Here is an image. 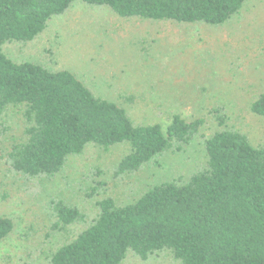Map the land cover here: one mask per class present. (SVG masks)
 Returning a JSON list of instances; mask_svg holds the SVG:
<instances>
[{"label":"trees","instance_id":"obj_1","mask_svg":"<svg viewBox=\"0 0 264 264\" xmlns=\"http://www.w3.org/2000/svg\"><path fill=\"white\" fill-rule=\"evenodd\" d=\"M76 1L124 18L220 26L247 0H0V116L21 108L27 121L23 138L8 152L15 174L53 178L91 144L130 146L120 174L159 165L197 138L206 154L188 178L158 183L133 202L98 200L96 215L50 264H122L129 254L149 262L165 252L179 264H264V142L227 126L222 105L209 111L219 125L209 136L204 116L176 114L166 129L158 122L137 124L126 108L97 95L72 71L17 62L4 53L6 43L34 41ZM250 110L264 117V88ZM52 205L57 226L85 219L77 206L62 200ZM13 229V219L0 214V243Z\"/></svg>","mask_w":264,"mask_h":264},{"label":"rangeland","instance_id":"obj_2","mask_svg":"<svg viewBox=\"0 0 264 264\" xmlns=\"http://www.w3.org/2000/svg\"><path fill=\"white\" fill-rule=\"evenodd\" d=\"M4 53L51 70L68 69L97 95L122 105L137 124L160 123L174 115L204 116L209 136L219 125L210 109L222 105L226 124L264 142V117L250 110L264 88V0H247L220 26L124 18L106 7L76 1L55 16L30 43L9 42ZM21 108L0 116V214L13 219V231L0 243V264H50L53 253L70 242L98 212V200L135 201L150 187L179 175L188 178L205 159L201 138L182 152H169L159 165L118 173L127 144L109 149L91 144L69 157L53 178L15 174L7 158L24 136ZM77 206L83 221L55 225L52 203ZM122 264H179L168 253L149 262L133 254Z\"/></svg>","mask_w":264,"mask_h":264}]
</instances>
